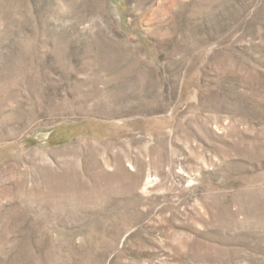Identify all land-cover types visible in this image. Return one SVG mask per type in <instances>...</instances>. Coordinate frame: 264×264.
<instances>
[{"label":"rangeland","instance_id":"obj_1","mask_svg":"<svg viewBox=\"0 0 264 264\" xmlns=\"http://www.w3.org/2000/svg\"><path fill=\"white\" fill-rule=\"evenodd\" d=\"M0 264H264V0H0Z\"/></svg>","mask_w":264,"mask_h":264}]
</instances>
